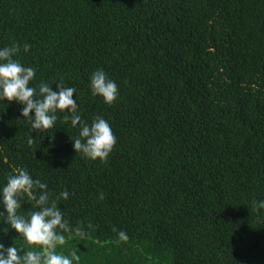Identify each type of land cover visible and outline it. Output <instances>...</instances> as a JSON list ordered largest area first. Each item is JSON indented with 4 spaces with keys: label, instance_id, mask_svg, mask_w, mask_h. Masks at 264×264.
<instances>
[{
    "label": "trees",
    "instance_id": "trees-1",
    "mask_svg": "<svg viewBox=\"0 0 264 264\" xmlns=\"http://www.w3.org/2000/svg\"><path fill=\"white\" fill-rule=\"evenodd\" d=\"M13 44L36 69L30 86L62 79L82 119L116 137L93 161L63 114L36 134L0 102V183L25 167L53 196L68 190L58 205L87 233L58 251L78 249L79 264H264V0H0V48ZM98 68L118 85L111 105L90 94Z\"/></svg>",
    "mask_w": 264,
    "mask_h": 264
},
{
    "label": "clouds",
    "instance_id": "clouds-1",
    "mask_svg": "<svg viewBox=\"0 0 264 264\" xmlns=\"http://www.w3.org/2000/svg\"><path fill=\"white\" fill-rule=\"evenodd\" d=\"M29 47L25 43L23 51L27 53ZM19 52L18 44L0 48V102L20 105L19 116L30 125L31 133L36 134L52 129L56 125L57 114H63L64 122L70 121L71 127L78 130L71 139L75 153L93 161H106L116 144L109 122L99 115L90 123L83 120L77 100L73 98L76 88L66 86L62 79L52 84L41 81L38 86H30L36 69L15 59ZM88 87L90 94L100 97L104 104L111 105L118 99V85L102 69L98 68L91 74ZM49 139L54 140V136ZM68 197V190L53 196L48 185L34 179L27 168L13 169L0 183V223L14 231L30 250L25 251L23 245L5 246L0 242V264H79L78 249L67 255L58 251L67 242L65 234L81 240L87 236L79 224L73 227L64 218L58 201ZM99 198L103 199V194ZM22 200L31 203L34 210L22 213ZM253 206L264 209V200L255 201ZM0 232L5 233L3 229ZM117 235L121 241L127 239L124 231H118Z\"/></svg>",
    "mask_w": 264,
    "mask_h": 264
}]
</instances>
